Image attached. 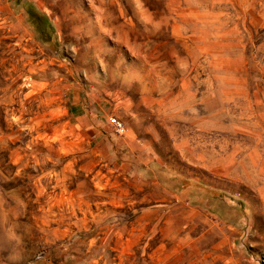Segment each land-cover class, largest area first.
<instances>
[{"label": "rangeland", "instance_id": "1", "mask_svg": "<svg viewBox=\"0 0 264 264\" xmlns=\"http://www.w3.org/2000/svg\"><path fill=\"white\" fill-rule=\"evenodd\" d=\"M0 264H264V0H0Z\"/></svg>", "mask_w": 264, "mask_h": 264}, {"label": "built area", "instance_id": "2", "mask_svg": "<svg viewBox=\"0 0 264 264\" xmlns=\"http://www.w3.org/2000/svg\"><path fill=\"white\" fill-rule=\"evenodd\" d=\"M110 123L113 125V128L116 130V131H119L121 130V124L115 120V119H110Z\"/></svg>", "mask_w": 264, "mask_h": 264}]
</instances>
